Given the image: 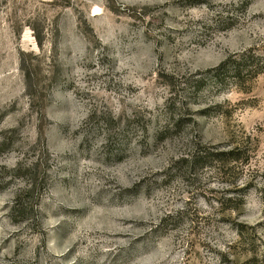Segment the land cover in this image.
Here are the masks:
<instances>
[{
    "label": "rangeland",
    "instance_id": "rangeland-1",
    "mask_svg": "<svg viewBox=\"0 0 264 264\" xmlns=\"http://www.w3.org/2000/svg\"><path fill=\"white\" fill-rule=\"evenodd\" d=\"M0 264H264V0H0Z\"/></svg>",
    "mask_w": 264,
    "mask_h": 264
},
{
    "label": "trees",
    "instance_id": "trees-1",
    "mask_svg": "<svg viewBox=\"0 0 264 264\" xmlns=\"http://www.w3.org/2000/svg\"><path fill=\"white\" fill-rule=\"evenodd\" d=\"M236 71L240 72V69L236 68ZM225 156L229 157V160L232 161L233 163H238L241 160L240 157H239V153L236 150L235 151H230L228 153H222V154L216 155V156L213 157V160H217L218 162H223V164H225V160L226 159L223 158ZM208 159H209V155L208 154H206V155H200L199 154V155L190 156V158H184L180 162L191 163L194 168H197V167H202L203 168V167H207L208 165H210V166L213 165V164H209V163H204ZM223 166H225V165H223ZM242 191H245V190L242 189ZM244 198H245V196L243 195L242 197H238V198H235V197L232 198L231 197L229 199H224V200L220 199L218 201V203L221 204L222 208H224V209H225V207H229L230 210H235L236 211V210H238L239 207H234V206H236V204L239 201H243ZM240 236L243 237L242 233H241ZM256 261H257V259H256V257H254L252 262L256 263Z\"/></svg>",
    "mask_w": 264,
    "mask_h": 264
}]
</instances>
